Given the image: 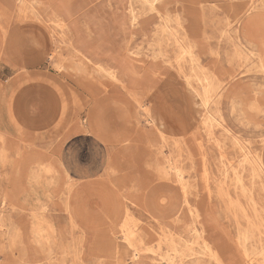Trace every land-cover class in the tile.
<instances>
[{"label":"rangeland","instance_id":"374dc122","mask_svg":"<svg viewBox=\"0 0 264 264\" xmlns=\"http://www.w3.org/2000/svg\"><path fill=\"white\" fill-rule=\"evenodd\" d=\"M159 1L155 12L142 0H0V264H138L123 240L126 217L146 242L139 264L177 262L166 252L171 236L199 264H214L197 244L200 225L229 264H264V175L252 164L264 159V76L237 56L225 14L241 1L200 0L178 16L174 1ZM203 70L218 85L206 105L197 95ZM206 109L218 124L204 126ZM48 156L87 176L74 181V225L64 180L48 186L50 174L38 170ZM169 164L185 191L163 173ZM169 200L179 221L160 212ZM38 223L50 240L43 250L31 233ZM15 230L23 235L11 250Z\"/></svg>","mask_w":264,"mask_h":264},{"label":"bare ground","instance_id":"6f19581e","mask_svg":"<svg viewBox=\"0 0 264 264\" xmlns=\"http://www.w3.org/2000/svg\"><path fill=\"white\" fill-rule=\"evenodd\" d=\"M158 1L159 0H154L153 2H149L148 0H142V5L143 6L144 5H148L149 8L152 11L156 12L157 11V3H158ZM168 1H172V2L174 1L173 3L177 4L176 5V9H177L176 15L177 16H178V12H179L180 8L192 9L195 6H199L200 7L203 4V2L200 1V0H198V2H194V1L190 0L187 4H182L180 0H168ZM236 1H241L240 8H234V11L231 12V14H227V13H229L228 12L229 9L225 11L226 12L225 14H226L228 20L230 19L231 20L230 23L232 24L231 30L228 33L227 32L226 33L229 34V38L231 39V41L234 43V45L236 47V50L234 49V51H237V56L239 58H241V59H245L246 61L247 60L255 61V64H257L256 66L258 67V70L264 76V0H236ZM168 19H170V16H169ZM172 20L170 22H173ZM164 22H165L164 23V27L162 29H164V31L165 30L170 31L169 29H171V28L169 26V21H166V19H165ZM178 26L180 27L181 30H185L186 31V35H188V33L190 31V27L189 26L184 28L183 26L180 25L179 22H178ZM162 33H164V32H162ZM167 34L168 35L170 34V36L173 35L171 32L167 33ZM165 38H167V37H165ZM62 39H63V36H60L61 42L64 43L62 41ZM188 39H190V38H188ZM177 43H178L179 51L182 50V53H181L182 55L184 53H187V54L190 53V55H191V49H192L191 46H185L183 42L179 43V41H177ZM64 49H65V51L67 53H71L72 52L71 46H68L66 44L64 45ZM0 50H1V48H0ZM55 52H56V50H55ZM182 55H181V58L183 57ZM52 56H54V54H52ZM77 63L82 65V66H84V67H89L90 69L95 70L98 73H101V72L105 71L103 68H93L94 65L88 59H87V61H83V60L79 59L77 61ZM193 63H195V61ZM244 64H246V63H244ZM59 67H61V66H58V68ZM199 72H200V70H199ZM203 72H204V70L202 71V73ZM197 82H198V84H199V86L201 88V89L199 88L201 90V94L199 93L200 91L197 92L199 94H197V93L196 94L201 99H203V103H204V105H206L208 103V100L210 99L211 95L214 94V92L217 89L218 85L216 86L214 78L209 76L207 73H203L201 75V77H198L197 78ZM62 107L57 105V109L60 111L62 119H64V116H63L64 115L63 114L64 107L63 108ZM145 114L149 117L151 122L152 121H157V122L160 121L158 119L152 118V116L150 115L149 111L146 112ZM205 114H206L205 119H204L205 123L203 122L204 126H205V124H213L214 121L216 122L214 116L211 114V112L208 109L205 110ZM10 115H13V114H12L11 110L9 109L8 113H7V117H9ZM57 116H58V112H57ZM216 116H218V115L216 114ZM219 116H220V114H219ZM220 120H221V118H220ZM221 122H223V121L221 120ZM12 123L13 124L15 123L14 125L18 126V123L16 121H13ZM216 123L218 124V122H216ZM167 127H168V122L159 123L158 131H159L161 136H163L165 134V132H167V130H168ZM248 144H249V142H248ZM261 154L256 155L255 158L252 159V164H253L254 168L259 173H262L264 175V159H263V156ZM45 160H48L49 163L39 164L38 170H40V171L43 170V171H45V173L50 174V178H49L50 182L47 184L48 186H53V185L56 186L57 182L61 178H62V180H64L65 188L62 191V196L64 197L63 202L65 203L64 204L65 207H66L65 209L69 213V217H70L69 219H70L72 225H74V223L77 222L76 215L72 212V206H71L72 200H74V198L76 197V189H77L74 186L75 185L74 181H76V180H79V181L84 180V179L87 178V176L84 175L80 171L74 172L76 174H73L63 162H61L59 160H55V159H53V158H51L49 156ZM245 160H246V158H245ZM162 171H163V173L166 174V176L167 175H170V177L173 176L175 181L180 184V187L183 190L185 189V187H187V184L185 186L184 178L182 177V172L176 166H172L171 164H169L167 167H163ZM254 178H255V176H254ZM237 179H235V180H237ZM250 195H252L251 192H250ZM158 207L160 209V212H162L165 216H168L169 218H171V217L175 218L176 221H179L180 214L182 213V211H181V207L176 202L169 200L168 203H166L165 205H161L159 203ZM190 213H191L190 215L194 216L193 212H190ZM127 216H128V213H127ZM197 217H198V215L195 214V216H194V224H200V221L199 222L196 221ZM79 218H80V220H82V222H84V221H86L87 216H86V214H83ZM128 221H129V219H127V217H126V219L124 220L123 224L121 225V228H122L121 232H122V235H123V240L125 241V245L127 247L128 255H129L130 259L133 261V263H138L139 264V261L142 258L146 257L145 256V253L147 251L146 248H145L146 242L143 239L142 235L138 234L136 232V230L134 231V230H131L129 228ZM1 222H3V220H1ZM193 231L195 233L196 239L200 241V242L198 241L197 244L198 245L200 244L201 251H202L201 255L206 256L209 259V261L214 263V264H229L220 255L219 250H215V248L211 244H209L207 242V240H206V238L204 236V227L203 226H201V225H200V227L193 226ZM31 233H32V235L35 238V243L38 245V247L41 250H43L44 247H46V245L48 247L50 246V240L46 236V231L42 227V224L38 223L35 227H33L31 229ZM22 235H23V233L20 232L19 230H15L14 231V233L12 235V238L10 239V249L11 250L17 249L18 244L21 242ZM241 239H243V237ZM245 239H247V238H245ZM249 240H250V238H249ZM239 241L240 240H238V242ZM182 245L187 246L186 243H185V240H183L182 238H179V236H178V238H176L175 236H171L169 238V240L166 242V248H167L166 252H169V251L173 252L175 254L176 259H178L177 262H174V261H172V259H170L167 256L168 259H169L168 260V262H169L168 264H199L201 258L196 256V255L191 254V251H190V253L188 252L189 255L188 254L187 255L184 254V250L181 248ZM250 247H252V246H250ZM245 249H246V247H245ZM48 250H50V249L48 248ZM72 250H73V248H72ZM189 250H191V249H189ZM260 255H262V254H260ZM251 256H252V254H251ZM246 257L248 258V255H246ZM146 258H148V257H146ZM245 258H244V260H246ZM161 260H162L161 264H165L167 262V261L164 260V258H161ZM50 263H52V261ZM117 264H123V263L119 262ZM242 264H249L248 263V259L246 261H244Z\"/></svg>","mask_w":264,"mask_h":264},{"label":"crops","instance_id":"0c3cea01","mask_svg":"<svg viewBox=\"0 0 264 264\" xmlns=\"http://www.w3.org/2000/svg\"><path fill=\"white\" fill-rule=\"evenodd\" d=\"M0 51H1V50H0ZM0 56H1V52H0ZM52 105H54V103H53ZM52 105H51V106H52ZM46 110H47V109H46ZM49 114H50V115H49ZM51 115H52V114H51L50 112H49V113L46 112V114H45L44 117H43V122H46V120H47L49 117L51 118V117H52ZM47 121H48V120H47Z\"/></svg>","mask_w":264,"mask_h":264}]
</instances>
